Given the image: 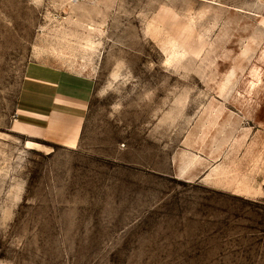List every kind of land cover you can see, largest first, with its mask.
I'll return each mask as SVG.
<instances>
[{
  "label": "rangeland",
  "instance_id": "rangeland-1",
  "mask_svg": "<svg viewBox=\"0 0 264 264\" xmlns=\"http://www.w3.org/2000/svg\"><path fill=\"white\" fill-rule=\"evenodd\" d=\"M31 64L92 90L74 148ZM0 264H264V0H0Z\"/></svg>",
  "mask_w": 264,
  "mask_h": 264
},
{
  "label": "crops",
  "instance_id": "crops-1",
  "mask_svg": "<svg viewBox=\"0 0 264 264\" xmlns=\"http://www.w3.org/2000/svg\"><path fill=\"white\" fill-rule=\"evenodd\" d=\"M65 77L67 76L60 74L58 82L34 76L24 78L16 108L19 132L32 137L46 136L48 133L77 135V124L81 126L92 90H89L87 96L71 100L70 96L63 93V87L73 80ZM73 83L79 88L86 86V82L81 79Z\"/></svg>",
  "mask_w": 264,
  "mask_h": 264
},
{
  "label": "bare ground",
  "instance_id": "bare-ground-1",
  "mask_svg": "<svg viewBox=\"0 0 264 264\" xmlns=\"http://www.w3.org/2000/svg\"><path fill=\"white\" fill-rule=\"evenodd\" d=\"M28 73H29V76L41 77V78H45L47 80H52L54 82H57L58 79L60 80V78H59L60 74H63V73L58 72L56 70L49 69L47 67L39 66V65H36V64H31L30 65ZM77 84H79V83H77ZM239 104H241V103H239ZM47 135L51 136V137H56V136L62 137V145L65 146V147L74 148L76 146V142H77L76 136L68 137V136H62V135H54V133H48ZM24 147L26 149H30V150H39V151L46 150L47 153L51 151V149L46 147L44 144L35 142L33 140H30V139H26L24 141ZM195 149L198 150V148H195Z\"/></svg>",
  "mask_w": 264,
  "mask_h": 264
},
{
  "label": "built area",
  "instance_id": "built-area-1",
  "mask_svg": "<svg viewBox=\"0 0 264 264\" xmlns=\"http://www.w3.org/2000/svg\"><path fill=\"white\" fill-rule=\"evenodd\" d=\"M16 115H17V113H16Z\"/></svg>",
  "mask_w": 264,
  "mask_h": 264
}]
</instances>
